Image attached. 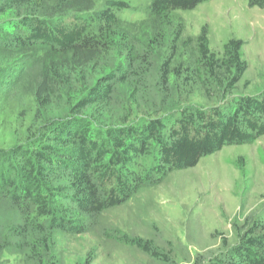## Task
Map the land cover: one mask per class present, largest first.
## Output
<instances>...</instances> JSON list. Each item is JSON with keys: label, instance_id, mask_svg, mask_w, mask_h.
<instances>
[{"label": "rangeland", "instance_id": "obj_1", "mask_svg": "<svg viewBox=\"0 0 264 264\" xmlns=\"http://www.w3.org/2000/svg\"><path fill=\"white\" fill-rule=\"evenodd\" d=\"M92 1V11L50 15L41 20L52 27L88 26L95 13L105 10L109 2H125L128 8L118 13L125 26L115 31L118 37L109 41L115 49L67 75L65 83L56 86L59 91L48 100L51 102L48 106H45V99L41 100L43 106L32 104L25 94V86L33 81L39 70L33 60L25 56L6 64L17 68L9 73L18 78V83L9 84L8 79L0 76V92L5 91L12 102L18 103L20 112L32 106L35 113L38 111L41 124H49L52 129L72 120L84 122L89 136L100 143H108L110 129H131L133 132L127 139L130 146L137 143L136 132L150 123L160 121L168 130L182 110L205 106V99L195 97L186 105L174 91L164 96L159 89L164 51L147 47V30L136 31L130 27L148 17L153 0ZM27 10L17 7L1 15L0 32L18 33L24 15L34 14ZM180 16L190 36L207 30L210 48L219 56L228 41H241L247 71L234 95L245 97L263 93L264 9L251 8L247 0H212ZM41 49L39 46L38 50ZM130 51L139 56L134 65H130ZM22 66L27 69L24 75L19 73ZM108 77L116 78L115 93L110 101L90 106L82 115L75 114L74 108L86 99L95 84ZM202 95L208 98L206 91ZM218 95L210 92L212 97ZM223 100L219 105L230 98ZM39 141L28 145L35 149ZM10 156H0V175L5 173L6 178L10 177V164H15ZM138 162L136 169L144 174L139 178L138 191L124 199L123 202L126 201L120 206L99 215H82L74 209L69 210L72 207L65 198L69 196L65 191L67 181L63 176L54 178L50 185L54 188L53 198L59 203L51 199L58 207L53 217L58 218L57 222L65 217V229L52 228L51 219L42 221L46 229L32 227L29 223L33 212L31 203L24 199V192L5 185L1 175L0 264H207L238 244L248 226L264 220V137L254 144L227 146L201 159L195 168L161 176L155 173L160 165L157 144H153L147 156ZM116 171L126 176L125 171ZM16 180L19 182L20 177ZM112 184L106 190L117 183L113 180ZM102 192L107 198V191L102 189ZM14 197H21V200L18 202ZM128 239L152 242L169 261L157 260L128 245Z\"/></svg>", "mask_w": 264, "mask_h": 264}, {"label": "trees", "instance_id": "obj_2", "mask_svg": "<svg viewBox=\"0 0 264 264\" xmlns=\"http://www.w3.org/2000/svg\"><path fill=\"white\" fill-rule=\"evenodd\" d=\"M210 1L153 0L148 17L130 26L136 31L149 32V49L164 51L158 76L159 89L164 96L174 91L186 105L195 97L206 100L203 107L182 110L168 130L160 121L150 123L136 132L137 143L129 146L127 139L133 130L110 129L107 131L108 143H100L89 136L84 122L72 120L52 129L49 124H41L38 111L35 113L32 106L20 112L19 104L12 102L5 91L0 92V156L6 158L10 154L15 163L10 164V177L1 174L2 181L24 192V199L33 208L29 218L32 227L46 229L42 221L51 219L52 228L65 229L66 218L57 222L58 218L53 217L58 207L51 201L59 203L53 198L54 188L50 185L54 178L63 176L67 181L65 191L69 196L65 198L72 207L69 210L74 209L82 215H99L120 206L138 191L139 178L144 175L136 169L138 159L147 156L153 144L158 145L160 155V165L155 173L161 176L195 168L201 159L227 146L254 144L264 137V91L259 96L234 95L247 71L243 43L228 41L219 56L210 48L207 30L203 29L198 36H190L180 16ZM247 1L251 8L264 9V0ZM128 6L125 2L111 1L105 10L95 13L88 26L69 28L64 25L52 27L41 19L92 11V0H0V16L17 7H26L27 12L30 9L34 13L24 15L18 33L0 32V76L8 79L9 84L18 83V78L9 73L17 68L6 64L28 56L39 70L33 81L25 86V94L32 104L38 103V107L43 106V99L45 106L50 105L49 101L59 91L56 86L65 83L67 75L80 71L96 57L115 49L109 41L118 37L115 31L125 26L118 13ZM39 46L43 49L38 50ZM128 57L130 65L139 60V56L131 51ZM25 71L27 69L22 66L20 75ZM114 81L115 77L99 80L86 99L74 108V113L82 115L90 106L108 103L115 93ZM204 91L208 98L202 95ZM210 92L219 95L212 97ZM228 97L230 100L219 105L222 98ZM35 140H40V144L33 149L28 144ZM116 169L125 171L126 176ZM13 176L20 177L19 182L12 179ZM113 180L116 186L106 190L108 185H113ZM102 189L107 191V198ZM59 197L57 195L56 199ZM14 198L19 199L18 202L21 200V197ZM126 243L157 260L169 261V257L161 254L152 242L128 239ZM207 264H264V220L248 226L238 244Z\"/></svg>", "mask_w": 264, "mask_h": 264}]
</instances>
